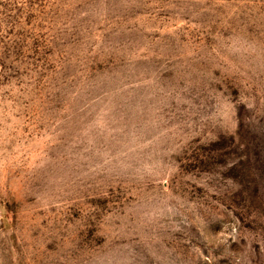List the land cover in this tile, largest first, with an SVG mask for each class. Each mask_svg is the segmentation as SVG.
Returning <instances> with one entry per match:
<instances>
[{
  "label": "rangeland",
  "instance_id": "374dc122",
  "mask_svg": "<svg viewBox=\"0 0 264 264\" xmlns=\"http://www.w3.org/2000/svg\"><path fill=\"white\" fill-rule=\"evenodd\" d=\"M0 264H264V0H0Z\"/></svg>",
  "mask_w": 264,
  "mask_h": 264
}]
</instances>
